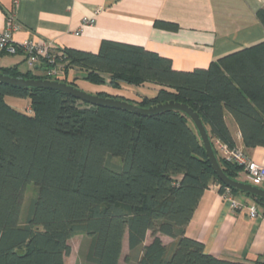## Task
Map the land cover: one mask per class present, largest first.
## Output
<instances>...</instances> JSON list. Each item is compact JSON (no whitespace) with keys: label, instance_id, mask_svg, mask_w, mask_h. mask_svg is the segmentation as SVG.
<instances>
[{"label":"trees","instance_id":"trees-1","mask_svg":"<svg viewBox=\"0 0 264 264\" xmlns=\"http://www.w3.org/2000/svg\"><path fill=\"white\" fill-rule=\"evenodd\" d=\"M264 26V9L256 13ZM157 28L175 23L155 20ZM54 63L65 73L83 71V80L118 89L147 83L154 96L131 101L142 107L169 100L192 108L211 145L234 140L225 123L229 114L246 148H264V40L219 56L206 68H173L170 58L143 46L103 39L97 52L55 49ZM42 60L25 72L0 73L47 79ZM6 97L28 98L22 110ZM115 158L117 162H110ZM223 172L235 179L241 166L217 156ZM215 175L193 122L167 109L141 116L96 106L56 89L19 88L0 82V264H66L76 234L86 237L85 264H118L127 235L126 264H264L232 261L204 252L203 243L185 235L197 202ZM33 183L24 221L20 211L25 187ZM150 242L144 244L147 234ZM160 235L173 239L170 246Z\"/></svg>","mask_w":264,"mask_h":264},{"label":"crops","instance_id":"crops-1","mask_svg":"<svg viewBox=\"0 0 264 264\" xmlns=\"http://www.w3.org/2000/svg\"><path fill=\"white\" fill-rule=\"evenodd\" d=\"M12 3L13 0H0V31L6 26V11ZM260 9H264V0H17V29L12 32V39L16 43L50 42L56 49L70 47L91 52H97L100 42L108 39L143 46L170 58L173 68L188 71L206 68L219 56L264 40V26L256 17ZM84 17L93 21L83 23ZM155 20L178 27L157 28ZM78 29L79 33L74 34ZM12 67L20 72L31 69L22 51H0V69ZM82 75L81 69L70 68L66 78L87 92H105L131 101L152 97L160 88L147 83L122 84L115 89L108 84H92ZM142 88L147 92L142 93ZM6 101L20 110L29 105L28 98L6 97ZM224 119L235 145L251 161L264 165V148H246L233 118L226 113ZM235 179L247 182V174L241 170ZM231 199L241 207H233ZM253 203L255 200L244 193L223 197L213 182L199 198L184 228L185 235L202 242L204 252L216 257L264 262V212L258 204L256 216L250 217L246 206ZM160 238L167 247L173 242L165 235ZM150 239L146 236L144 244ZM128 252L125 234L118 264H126ZM64 259L66 264H85L81 257L68 255Z\"/></svg>","mask_w":264,"mask_h":264},{"label":"water","instance_id":"water-1","mask_svg":"<svg viewBox=\"0 0 264 264\" xmlns=\"http://www.w3.org/2000/svg\"><path fill=\"white\" fill-rule=\"evenodd\" d=\"M0 82L6 85L19 88L56 89L68 95H71L81 101L87 102L91 105L120 108L123 110L131 111L141 116L156 114L160 111L167 109L179 110L183 112L193 122L202 142L205 154L217 178L228 188H234L242 192L259 197L261 199H264V188L254 186L248 182H243L230 178L223 172L217 160V157L215 155L214 149L211 145L208 133L204 127L203 122L201 121L199 115L192 108H190L184 103L169 100L148 107H142L114 96H101L97 93H90L76 86L68 84L64 81L51 79L19 78L4 75L2 73H0Z\"/></svg>","mask_w":264,"mask_h":264},{"label":"built area","instance_id":"built-area-1","mask_svg":"<svg viewBox=\"0 0 264 264\" xmlns=\"http://www.w3.org/2000/svg\"><path fill=\"white\" fill-rule=\"evenodd\" d=\"M17 0H13L12 6L6 11V26L0 31V51L7 53H17L22 51L24 53L25 62L29 67L40 64L42 60L49 66L43 68L42 73L46 75L47 79L62 80L64 78L63 68L54 63V54L52 52L56 49L50 42H33L31 40H24L16 43L12 39V32L17 29V23L15 19V5ZM92 18H82L83 23L92 22ZM79 29L74 31V34H78ZM216 157H220L222 160L236 164L242 167V170L247 174V182L264 188V165L258 164L249 159L245 151L238 146H229L225 142L215 139L212 145ZM223 197L229 198L228 190L221 193ZM231 205L235 208L241 207V204L231 199ZM247 212L250 217H254L257 214V204L253 203L247 205Z\"/></svg>","mask_w":264,"mask_h":264},{"label":"rangeland","instance_id":"rangeland-1","mask_svg":"<svg viewBox=\"0 0 264 264\" xmlns=\"http://www.w3.org/2000/svg\"><path fill=\"white\" fill-rule=\"evenodd\" d=\"M81 89V88H80ZM83 90V89H82ZM126 90V89H125ZM138 90V89H137ZM85 91V90H84ZM140 91L142 93L147 92L145 89H140ZM91 93V92H90ZM101 93H105V92H101ZM107 94V93H105ZM138 94V93H137ZM109 95V94H108ZM128 95V93H127ZM141 98V97H140ZM118 160L115 158L110 159V162H117ZM36 186L33 183H29L26 185L24 193H23V199H22V206H21V211H20V221L23 222L24 221V217L26 215V209H27V205L30 201L31 198H33L36 194ZM151 238L150 234L148 233L147 235V239L149 240ZM87 243V239L84 235L82 234H76L74 235L70 240H69V244L71 247L69 256L75 257L77 259H79L80 257L82 258L81 254H83L85 246Z\"/></svg>","mask_w":264,"mask_h":264}]
</instances>
